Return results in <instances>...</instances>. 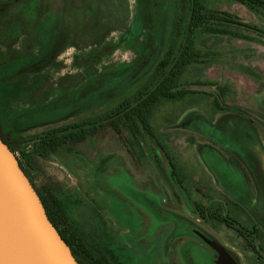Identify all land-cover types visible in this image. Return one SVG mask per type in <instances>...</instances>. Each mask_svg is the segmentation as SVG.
<instances>
[{
  "label": "rangeland",
  "instance_id": "obj_1",
  "mask_svg": "<svg viewBox=\"0 0 264 264\" xmlns=\"http://www.w3.org/2000/svg\"><path fill=\"white\" fill-rule=\"evenodd\" d=\"M33 1L22 0L17 5H6L4 11L0 9V63L19 53L37 51L36 43L33 50L29 47L38 35L31 20L52 24L54 18L61 16L63 25L53 52L58 58L52 63L55 71L46 76L45 90L52 98L61 96L58 99L59 103L62 99L63 106L72 100L69 103L72 109L57 122L27 130L26 136L97 116L141 88L152 71L150 68L138 74L140 68L144 64L154 65L168 49L174 11L179 3V0H37L35 7L29 6ZM205 1L208 10L232 13L263 32L235 27L233 31L240 33L239 38L196 33L203 62L188 66L181 77V84L194 93L181 101H164L153 108L154 138L146 136L141 142L129 137L125 141L107 128L82 142L58 149L56 154L41 149L38 170L28 169L37 186L49 181L60 185L56 193L67 215L97 249L118 264H212L214 253L189 234L186 221L224 246L240 264H264L250 247L245 249L246 243L224 221L207 217L202 220L194 205L197 202L207 208L211 202L217 203L222 217L242 219L234 215L231 204L222 198L225 192L208 163L221 162V170L228 174L232 188L243 191L247 185L233 160L237 153L244 152L243 136L248 131L249 141L257 136L264 145V12H254L236 0ZM182 39L185 37L180 43ZM69 46L76 49V63L80 64V55L84 54L97 60L88 78L81 67L64 64L59 58ZM148 54L150 57L140 65ZM116 67L135 68L124 81L127 82L124 92L117 94L120 98L98 104L100 96L96 102L90 101L93 88L89 85L87 89L88 79L95 76L103 80L100 75L107 77ZM246 71L254 72L255 76ZM105 81L106 78L102 87ZM111 84L112 87H104L109 95L118 90L117 85ZM222 87L228 89L225 95L221 94ZM40 98L24 93L12 107L16 111L24 106L33 108L43 104ZM64 109L46 115L43 112L36 120L61 117L67 113ZM171 164L184 176V188L170 169ZM249 184L253 185L259 210L264 213V181ZM252 243L256 250L258 241Z\"/></svg>",
  "mask_w": 264,
  "mask_h": 264
},
{
  "label": "trees",
  "instance_id": "obj_2",
  "mask_svg": "<svg viewBox=\"0 0 264 264\" xmlns=\"http://www.w3.org/2000/svg\"><path fill=\"white\" fill-rule=\"evenodd\" d=\"M21 1L7 0L1 3L0 9L4 11L7 7L6 5H17ZM236 1L245 4L254 12H264V0ZM36 2L37 0H34L31 2L33 5L30 4L29 6L35 7ZM22 14L24 15L25 12H22ZM61 18V16L56 19L54 18L52 24L42 21L39 17L37 18L39 20L30 21L29 19L30 24L35 25L33 27H35L38 33L35 42L30 44L29 47L33 50L34 44L36 43L35 48L37 51L35 52L33 50L29 54L27 52L26 54L19 53L10 57L7 62L0 63V136L11 151L18 155L20 165L28 176V169L38 170L39 162L37 157L41 149L49 150L53 154H56L58 149L67 145L72 146L76 142H82L88 136L95 134V132L105 131L107 128H111L120 139L125 141H128L127 139L129 137L134 138L135 141L140 140L141 142H144L146 136L154 138L155 132L151 123L153 108L162 104L164 101H181L187 95L194 93V91L187 89L181 84V77L188 66L203 62L201 59V51H199L200 48L196 44L195 34L201 32L208 36L230 35L239 38L240 33L233 31V29H240L241 27L248 32H252V30L256 32L261 31L253 25L243 23L232 13H219L208 10L205 0H179L174 11V20L169 36V47L160 60L157 62L154 61V65L144 64L141 66V71L138 74L148 71L150 68L152 71L141 88L128 96L126 95L111 110H107L108 112L105 111L97 116L88 117L82 121L61 128H55L44 133L26 136L25 133L27 130L43 123L57 122L65 118L72 109L69 104L72 100L63 106L61 104H64L62 99L59 103L61 96L52 98L49 91L47 93V90H45L48 81L46 76H51V72L53 73L55 71L53 64H55L54 61H57L58 58L57 54H53V52L57 49V43H55L56 36L63 25ZM45 24L50 26V28L46 29L44 27L46 26ZM182 36L185 39H182L183 42L180 43ZM80 56L79 64L76 63L77 59L75 60L73 55L72 67L74 65L81 67L80 69L85 72V78H88L90 68L97 65L95 62L97 60H90L85 54ZM149 57V54L145 58L142 57L144 59L140 62V65ZM116 68L107 77H105V74H98L104 79L106 78L103 87L102 83L104 79L100 80V78L97 79L95 76L88 79L87 89L89 85L93 88V92L90 94L97 93L94 97H90L89 94L90 101L96 102V100L100 99V96L101 99L97 102L98 104L99 102L107 103L111 99L120 98L117 97V94L124 92L125 85L127 84L124 81L127 77L131 76L135 68L131 67L128 70L126 68L122 69L123 67ZM246 72L255 76L252 71ZM108 78L110 81L107 83ZM111 83H113V86L117 85L115 90L118 89L113 95H109V92L104 91L105 85L112 87ZM220 90L221 94L225 95L228 89L227 87H222ZM24 93H27L29 96L41 97L40 99H42L43 104L37 103L38 106H34L33 108L24 106L16 111L12 105L15 101H19ZM13 100L14 102L11 104ZM81 100L84 99L81 98ZM44 101L47 103L45 104ZM56 109L67 110V113L65 112L66 114L58 118L37 122L36 117L38 115L43 112L46 115V113ZM35 144H38L36 148L34 147L36 146ZM173 168L175 167L173 166ZM31 181L46 207L49 218L70 245L77 260L81 264H104V257L100 250L88 241L86 236L79 231L74 221H72L64 210V206L58 199L56 193V190L60 189V185L54 181H49L41 186H37L32 179ZM198 207L202 217H207L208 219H215L216 217H219V219L223 218L218 213L219 208L217 203L211 202L207 208L200 203ZM220 221L223 220L220 219ZM225 221L228 225L230 224L229 221Z\"/></svg>",
  "mask_w": 264,
  "mask_h": 264
},
{
  "label": "water",
  "instance_id": "obj_3",
  "mask_svg": "<svg viewBox=\"0 0 264 264\" xmlns=\"http://www.w3.org/2000/svg\"><path fill=\"white\" fill-rule=\"evenodd\" d=\"M217 257L212 264H240L224 246L194 230ZM0 264H81L53 224L18 157L0 136Z\"/></svg>",
  "mask_w": 264,
  "mask_h": 264
},
{
  "label": "flooded vegetation",
  "instance_id": "obj_4",
  "mask_svg": "<svg viewBox=\"0 0 264 264\" xmlns=\"http://www.w3.org/2000/svg\"><path fill=\"white\" fill-rule=\"evenodd\" d=\"M6 1L7 0H1L0 2L4 3ZM248 134L249 132L247 131V133L243 136L245 147L242 148V151L244 152L237 153L233 159L234 164L238 167V170L240 169L239 173L242 174V178L244 183L247 185V188H244L243 191H239L238 189L235 190L234 186L232 188L231 183L229 182L230 178L228 174L225 173V170H223V172L221 170V162H216V165H214L215 162H213V165L211 163L208 164L209 168L213 171L217 182H219L220 187L224 190L223 192H225V195L222 196V198L226 200L229 205L231 204L230 206L234 212V215L242 217V219H239L236 216V218H231L230 220L228 217L229 215H226L220 219L223 221H229L230 224L228 225L225 221V225L229 228H232L235 234L246 243L245 249L250 247L252 251H255L258 256H260V259H262V262L264 263V213L259 210V198L256 196L257 193L252 190L253 185L249 184V182L254 181V184L258 185L260 180L264 181V145L257 139V136L255 137L256 140L249 141L247 139V136H249ZM217 159H221L220 156H217ZM170 169L173 173L175 172L177 174V179L184 188V176H180L181 174L177 173V168H173L172 164ZM220 175H222V177ZM199 204L200 203L197 202L194 203V205H196V211L202 220H206L205 217L201 216L198 207ZM213 220L219 221V217H216ZM186 222L187 226L189 227V234L192 235L194 239H197V241L203 245V247H208L209 251L214 253V256H211V260L215 259L217 257L216 251L212 246L207 245L200 236L195 234L194 230H200V232L205 235L206 233H204L201 229L196 228V226L192 223H189L188 221ZM254 240L258 241L256 250H253L252 242ZM88 241L94 245L91 239H88ZM101 253L104 257V264H118L109 255H106L104 252Z\"/></svg>",
  "mask_w": 264,
  "mask_h": 264
},
{
  "label": "crops",
  "instance_id": "obj_5",
  "mask_svg": "<svg viewBox=\"0 0 264 264\" xmlns=\"http://www.w3.org/2000/svg\"><path fill=\"white\" fill-rule=\"evenodd\" d=\"M76 49L74 46H69L67 50H65L63 52V54H61L59 56V58H61V60L63 61L64 64H67V65H72V62H73V55L75 53ZM27 94V93H25ZM22 99V98H21ZM24 99V98H23ZM14 102V100L11 102V104ZM14 104V103H13Z\"/></svg>",
  "mask_w": 264,
  "mask_h": 264
},
{
  "label": "built area",
  "instance_id": "obj_6",
  "mask_svg": "<svg viewBox=\"0 0 264 264\" xmlns=\"http://www.w3.org/2000/svg\"><path fill=\"white\" fill-rule=\"evenodd\" d=\"M16 156H18L17 154H15Z\"/></svg>",
  "mask_w": 264,
  "mask_h": 264
}]
</instances>
